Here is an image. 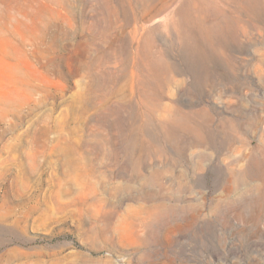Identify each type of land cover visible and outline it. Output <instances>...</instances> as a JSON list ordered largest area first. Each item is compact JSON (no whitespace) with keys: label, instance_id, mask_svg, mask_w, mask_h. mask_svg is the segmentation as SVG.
<instances>
[{"label":"rangeland","instance_id":"rangeland-1","mask_svg":"<svg viewBox=\"0 0 264 264\" xmlns=\"http://www.w3.org/2000/svg\"><path fill=\"white\" fill-rule=\"evenodd\" d=\"M0 264H264V0H0Z\"/></svg>","mask_w":264,"mask_h":264}]
</instances>
